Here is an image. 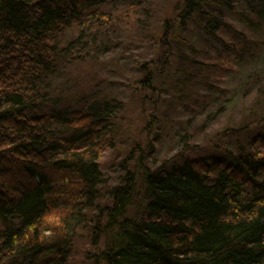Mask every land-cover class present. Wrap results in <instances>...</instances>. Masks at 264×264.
Here are the masks:
<instances>
[{"label": "trees", "instance_id": "trees-1", "mask_svg": "<svg viewBox=\"0 0 264 264\" xmlns=\"http://www.w3.org/2000/svg\"><path fill=\"white\" fill-rule=\"evenodd\" d=\"M102 3L0 0V264H70L74 236L91 210H98L92 245L99 247L88 264H264V133L253 147L238 144V153L150 168L144 157L165 123L150 115L149 148L136 144L130 151L139 153L135 172L127 170L125 182L111 187L112 205L97 204L104 181L100 158L116 144L108 102L104 113L66 115L62 133L51 124L63 115L41 102L44 85L64 58H86L90 37L109 33L111 13ZM235 5L176 1L174 13L149 35L157 42L156 55L139 62L136 89L156 90L176 56L182 64L215 72L234 70L251 55L250 44L244 48L242 41L225 37L236 29L226 17L239 15L258 34L264 31V0L246 1V9ZM138 20L137 30L144 32L147 24ZM194 21L211 37L207 40L219 43L218 62L191 61L188 50L178 54L181 32ZM138 169L146 197L143 215L134 219L128 210Z\"/></svg>", "mask_w": 264, "mask_h": 264}, {"label": "rangeland", "instance_id": "rangeland-1", "mask_svg": "<svg viewBox=\"0 0 264 264\" xmlns=\"http://www.w3.org/2000/svg\"><path fill=\"white\" fill-rule=\"evenodd\" d=\"M132 1L103 0L100 7L111 13L109 33H99L95 40L90 37L88 46H84L86 58H64L56 76L44 85L41 102L43 108L56 109L63 115L51 124L55 133H62L63 120L72 111L104 113L108 102L116 144L100 158L104 172L97 200L100 206L112 205L111 187L125 182L127 170L135 172L139 153L130 152L134 146L149 148L153 131L147 132L145 127L150 115L165 122L158 140H154L153 151L144 157V164L150 168L164 164L172 168L188 158L238 153V144L253 147L255 138L264 133V31L255 33L240 21L239 15L231 13L226 20L236 29L225 33V37L242 41L243 46L249 43L247 52L251 54L242 57L234 70L217 68L215 72L184 61L182 64L181 56H176L158 77L156 90H137L139 62L156 55L157 42L149 35L161 29L178 0H135L134 6L130 5ZM232 1L236 8L246 9L249 0ZM138 19L145 21L142 26L147 24L146 33L137 30L141 25ZM215 24L212 21L210 25ZM202 29L194 21L181 32L178 54L188 50L191 61L218 62L219 43L207 40L210 36ZM186 74L192 75L185 79ZM154 131L156 135L158 129ZM145 197L138 169L129 217L141 218ZM97 215L98 210H91L89 222L74 236L70 264H88L86 258L98 249L99 245H92Z\"/></svg>", "mask_w": 264, "mask_h": 264}]
</instances>
